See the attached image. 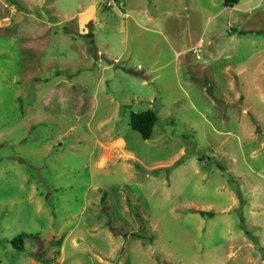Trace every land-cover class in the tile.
Here are the masks:
<instances>
[{
    "label": "rangeland",
    "instance_id": "rangeland-1",
    "mask_svg": "<svg viewBox=\"0 0 264 264\" xmlns=\"http://www.w3.org/2000/svg\"><path fill=\"white\" fill-rule=\"evenodd\" d=\"M224 1L0 0V264H262L264 0Z\"/></svg>",
    "mask_w": 264,
    "mask_h": 264
},
{
    "label": "trees",
    "instance_id": "trees-1",
    "mask_svg": "<svg viewBox=\"0 0 264 264\" xmlns=\"http://www.w3.org/2000/svg\"><path fill=\"white\" fill-rule=\"evenodd\" d=\"M241 0H225V6L234 7ZM90 34V33H88ZM159 119L157 111L148 110L140 113H132L130 115V127L137 133L141 135L144 140H148L152 136L153 129L157 124ZM204 214V212H202ZM138 237V235H135ZM22 242L21 238H15L12 244L18 247V244Z\"/></svg>",
    "mask_w": 264,
    "mask_h": 264
},
{
    "label": "crops",
    "instance_id": "crops-1",
    "mask_svg": "<svg viewBox=\"0 0 264 264\" xmlns=\"http://www.w3.org/2000/svg\"><path fill=\"white\" fill-rule=\"evenodd\" d=\"M90 34H91V33H90ZM244 108L246 109V107H245V106H244ZM263 262H264V261L262 260V264H264Z\"/></svg>",
    "mask_w": 264,
    "mask_h": 264
}]
</instances>
